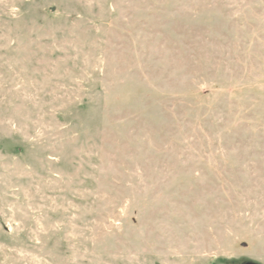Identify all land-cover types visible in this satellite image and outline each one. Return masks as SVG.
<instances>
[{"label": "rangeland", "instance_id": "1", "mask_svg": "<svg viewBox=\"0 0 264 264\" xmlns=\"http://www.w3.org/2000/svg\"><path fill=\"white\" fill-rule=\"evenodd\" d=\"M264 264V0H0V264Z\"/></svg>", "mask_w": 264, "mask_h": 264}, {"label": "water", "instance_id": "2", "mask_svg": "<svg viewBox=\"0 0 264 264\" xmlns=\"http://www.w3.org/2000/svg\"><path fill=\"white\" fill-rule=\"evenodd\" d=\"M247 264H257V263H247Z\"/></svg>", "mask_w": 264, "mask_h": 264}]
</instances>
